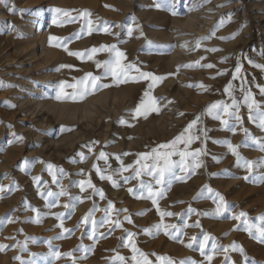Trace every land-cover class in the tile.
Here are the masks:
<instances>
[{
  "label": "rangeland",
  "instance_id": "374dc122",
  "mask_svg": "<svg viewBox=\"0 0 264 264\" xmlns=\"http://www.w3.org/2000/svg\"><path fill=\"white\" fill-rule=\"evenodd\" d=\"M197 2L203 11L201 20L216 14L211 19L219 45L211 49L219 50L212 51L209 59L183 60L176 66L170 60L180 53L192 54L199 38L190 40L196 35L176 28L181 34L177 47L175 40H161L168 28L158 19L147 20L150 11L184 18L185 5H174V0L0 3V83L4 85L0 87V244L6 246L0 250V264H135L136 254L129 245L144 253L150 264H264L258 231L264 228V180L260 179L264 128L259 126L264 69L254 66L264 65V0ZM56 8L69 15L54 12ZM37 11L46 16L45 41L18 40L19 30L37 19L32 15ZM84 12L90 15L85 17ZM93 48L106 50L92 53ZM116 51L124 53L122 65H135L129 77L143 72L164 79L154 84L151 78L117 82L105 75L103 66L116 59ZM76 52L83 55L70 54ZM196 62L195 67H184ZM207 64L214 67L203 66ZM89 73L101 77L97 83L108 87L82 100L71 99L82 87L78 82ZM34 84L41 87L34 91ZM150 84L158 111L137 116ZM249 91L259 107L249 109L244 103ZM121 92L125 99L117 102L114 96ZM58 95L61 99H56ZM103 96L108 99L99 101ZM233 99L238 108L232 106ZM23 100L30 102L29 112L22 109ZM214 103L229 105L228 112L214 109L209 115ZM55 105L64 110L54 109ZM77 107L89 109L74 117L71 113ZM217 112L220 119L215 118ZM197 117L192 132L199 138L173 146L177 154L168 158L171 169L165 172L164 183L156 184L158 172L152 166H163V153L172 151L160 146L171 145ZM197 150L200 155L193 159L190 154ZM183 151L189 155L181 157L178 153ZM101 152L106 160L100 159ZM142 154H148L147 159ZM245 161L252 163L251 169ZM136 171L140 176L131 178ZM89 181L94 187H88ZM149 187L163 194L152 197ZM61 191L66 194L59 195ZM217 193L224 200L221 212H217ZM161 212L173 215L162 217ZM241 212L246 215L233 218ZM91 220L96 221L94 226ZM156 225L168 228L157 233ZM129 234H134L131 240ZM204 236L209 237L207 243Z\"/></svg>",
  "mask_w": 264,
  "mask_h": 264
},
{
  "label": "snow or ice",
  "instance_id": "6c2138e0",
  "mask_svg": "<svg viewBox=\"0 0 264 264\" xmlns=\"http://www.w3.org/2000/svg\"><path fill=\"white\" fill-rule=\"evenodd\" d=\"M0 3H4L6 6L8 5V0H0ZM12 11H15V9H12ZM54 12L56 13H62L63 15L67 16L69 15L68 11L66 10H62V9H59V8H56L53 10ZM175 14V13H174ZM83 15L85 17L89 16L90 13L89 12H84ZM231 15V14H229ZM53 22L55 23V20H53ZM88 23L90 24L91 21H88ZM220 23H223V20H221ZM89 32L92 31L91 28L88 29ZM104 31L107 32L108 31V28H104ZM129 35H131V29L129 30ZM208 38H211L208 37ZM231 38H235L234 36L231 37ZM52 40H57L58 38L57 37H51ZM221 39H227V38H224V37H221ZM199 44L200 42L198 41L197 42V48L199 47ZM112 49L115 51V46H112ZM103 50H106V48H102V49H95L93 48L91 50L92 53H95L97 51H103ZM219 49H210L209 51H218ZM71 55H76V56H82L83 54L82 53H70ZM124 56V53L123 52H119V51H116V59L114 61H105L103 63V66L105 68V75H112L116 78L117 82H127L128 79H132V80H137V79H142V78H151L153 84L157 81H161L164 79V77H157V76H153L152 73H143L141 72L140 73V76L139 77H129L128 76V73L135 67V65H132V64H129V65H122L120 63V58H122ZM89 58H91L89 56ZM199 64V62H196V64H192V65H185L184 67H195ZM101 64L100 62H97V67H100ZM204 67H208V68H212L214 67L212 64H207V65H203ZM256 67H260L262 69H264V65H254ZM137 71H139L137 69ZM236 73H239L241 71L240 67L237 66L236 67ZM101 79V77H98V76H93L91 73H89L83 80L79 81L78 83L82 86L79 93H75L72 95L71 99L73 100H77V99H84L86 96L90 95V94H93L94 92L98 91L99 89L101 88H104V87H108V85H104V84H98L97 81H99ZM4 85L2 83H0V87H3ZM8 86H12V85H8ZM201 87H203V85H200ZM70 87H73V88H76V85H70ZM151 87H152V84L149 85V91H146L144 93V96L147 98V101L145 100H142L140 102V105L137 107L136 109V115L139 116V115H144L145 117L147 116V113L149 111H158V109L155 107L156 105V100L150 96V90H151ZM231 88V85H229L228 89H226V91H228L229 89ZM62 91V90H61ZM261 93L264 94V88H261ZM231 94V93H229ZM56 99H61V96L58 95L56 97ZM244 103L249 107V109H251L253 106H257L259 107V105H257V102L255 101V99L252 97V94L251 92L249 91L247 95H245L244 97ZM233 107L235 108H238L239 107V104L238 102L233 99V104H232ZM14 107V106H13ZM228 108H229V105L227 104H223L221 105L220 103H214L212 105L209 106L208 108V114L209 115H213V110L214 109H221L223 112L227 113L228 112ZM143 110V111H142ZM232 115H234L236 117L237 120L240 119V117L235 113L233 112ZM260 127L261 128H264V113H260ZM215 118L216 119H220V115H219V112L215 113ZM251 118V117H250ZM200 117H197L195 120H193L188 126L187 128L185 129V131L183 133H181L179 136H177L172 142H171V145L169 144H165V145H161L160 147L161 148H164V149H168V148H172V151H167V152H164L163 153V160H164V164L163 166H159V163L153 165L152 167L156 168L157 169V172H158V178L156 179L155 183L156 184H163L164 183V175H165V172L166 171H170L171 169V162L169 161V157L173 154H177L176 151H175V148L173 147L174 145L178 144V143H183L185 145H189L193 142V140L195 139H198L199 137L195 135L194 132H192V130L196 127V124L198 123ZM225 123H227L225 121ZM233 152L235 153V148H233ZM181 157H184L186 155H189V153H187V151H183V152H179L178 153ZM190 155H192V158L195 159L197 156L200 155V150H197L195 153H191ZM147 156L148 154H142V158L143 159H147ZM153 156L155 159H157V161L159 162V159H160V156L156 153V151L154 150V153H153ZM100 159H107V156L105 153L101 152L100 153ZM25 163H27L25 161ZM137 164H140L141 161L138 160L136 162ZM184 161L183 159L181 160V164H183ZM245 166L248 167L249 169H251L252 167V163L249 162V161H245ZM145 167H147V165H144ZM197 167L199 165H196ZM51 167V166H49ZM124 171H128L127 168H124L123 169ZM140 171H136L135 172V175L131 178H137L140 176ZM152 173L149 172V175H151ZM101 178L102 179H108V180H112V177L111 176H104V175H101ZM37 180L39 178H36ZM128 177L125 178V180L127 181ZM245 179H247V177H245ZM261 180H264V177H261L260 178ZM115 183V182H114ZM80 187L81 189L83 190L85 185H84V182H81L80 183ZM88 187H94V185L91 184V182L89 181L88 182ZM0 191H3V188L0 187ZM101 196L103 195L102 191L101 190H96ZM129 191H133L132 189H129ZM149 192L151 193V196L152 197H155L156 195H162L163 193H155V192H152V189L151 187H149ZM66 193L61 191L59 193V195H65ZM48 196H51L53 195V193L51 192H48L47 193ZM217 196H219V194L217 193L216 194ZM219 201H220V205L218 206L217 208V212H221L223 211V207H224V200H223V197L222 196H219ZM153 203L155 204L156 203V200L153 199ZM55 206L54 204H50L49 207H53ZM65 207H68L67 205H65ZM113 206L111 204H109V208H112ZM107 209L105 210L106 214H107ZM126 211V210H125ZM160 215L163 217V216H171L173 215L172 213H167V212H161ZM246 214L241 212L239 214V216H236V217H233L234 219H239L240 217H243L245 216ZM57 219H60V216L57 217ZM89 221V217H85L84 218V222H88ZM11 222V221H9ZM91 224L94 226L96 224V221L95 220H91L90 221ZM114 224H116L117 226H119V222L118 221H115L113 222ZM61 227H63V223H61L60 225ZM173 228H176L175 225L171 226ZM156 228V232L158 233L161 228H164L165 230L168 228L167 225H156L155 226ZM93 230H95L93 228ZM65 231H68L67 229H65ZM258 231L260 232V242L261 243H264V228H261V229H258ZM132 235L134 234H129L128 236V239L131 240V237ZM255 238V237H254ZM195 239V238H193ZM204 242L207 243V241L209 240V237L208 236H204ZM130 247H132V250L133 252L136 254V255H133L132 257V260L135 261V264H150V261L147 259V256L144 254V253H141L138 251V249L135 248L134 245H129ZM188 247H192L191 244L188 245ZM215 246L213 245V248ZM6 248L5 245H2L0 244V250H4ZM224 251H227V248L223 249ZM200 251L202 254H204V245L202 244L200 246ZM34 256L35 255H38V254H33ZM54 256L56 257H59L60 253L59 252H55L53 253ZM137 255H139L141 257V259H137ZM212 256L211 255H208L207 256V259L209 261L212 260ZM16 259H20V257H16ZM121 261H123V257H120ZM21 264H24V262L22 261ZM182 264H184V262H182Z\"/></svg>",
  "mask_w": 264,
  "mask_h": 264
},
{
  "label": "bare ground",
  "instance_id": "6f19581e",
  "mask_svg": "<svg viewBox=\"0 0 264 264\" xmlns=\"http://www.w3.org/2000/svg\"><path fill=\"white\" fill-rule=\"evenodd\" d=\"M197 3H199V2H197V0H174V5H177V4L185 5V9L187 11L185 13V17L184 18H182V17L179 18L174 13L170 14L169 16L167 14L162 16L161 13H159L160 14L159 15V14H156V12H154V11H150V13L147 16L148 17L147 20H150V21L154 20L155 21V20L158 19L157 21L162 26H164L165 28H168L167 32L164 33V35L161 34V36L164 37V38H161V40L164 41V42H170V41L172 42V41L175 40L176 43H177V47H179V44L181 43V38H180L181 34H179L180 32L177 33V29H176V28H179V27L182 28V29H185L187 32H191L194 35H196L195 37L190 38V40H195V39L199 38L198 39V41L200 42L199 47L197 48V45H196L195 50L192 52V54H189V55H186V56H184V55L180 56L181 53L179 51H177V52L180 53L179 55H177V53H175L177 55V57H173L172 60H170V61H172V64H175L174 66H176V63H178L180 61H183V60L198 59V58L209 59V57L212 56V51H209V50L212 48V46L219 45V42L217 41V39L214 36V34H215V30L214 29H215V24L216 23H214V20L211 19V18L215 19L216 16L214 17V15H216V14L212 12L213 14H211V15H213V17H210V19L208 18L207 20H201L203 11H202V8L200 6L201 4L199 5ZM32 15L35 16L37 19L34 20L32 23H27V24H24L23 26L21 24L22 28L19 30V34H18L17 39L18 40H22V41L25 40L27 43L44 42L45 39H46V36L44 34V29L46 27L45 24L47 23L46 16L43 13L38 12V11L35 12V13H32ZM207 17H209V15ZM245 18H246V15L243 14L242 15V19H245ZM185 35H186V33H185ZM210 36H211V38H208ZM154 37H152V39ZM182 49H184V50L186 49L187 50V49H189V47L188 46L187 47H183ZM48 54L51 56V53H48ZM35 55H37V54H35ZM54 61H55V59H54ZM169 63H171V62H169ZM43 64H46V63H43ZM53 69H55V67ZM39 78L42 79V77H39ZM39 86L34 84L31 89L36 91V90L39 89ZM24 92H26V90H24ZM31 95H32V97H35L34 96L35 93H32ZM125 95H126L125 92H121V94H116L114 96V100H117V102H119L118 99L124 100L125 99ZM32 97H31V99H32ZM107 99H108V96H103V97H101L99 99V101H106ZM23 101H20V105H21L22 109L26 110V112H29L30 111L29 107H31L30 102H25V101L23 102ZM114 102H116V101H114ZM35 104L37 106H40V105H38V103L36 101H34L33 105H35ZM53 108L54 109H63V107H60L58 105L53 106ZM87 108L88 107H85V108H78L77 107V109H74L73 113H71V114H72V116L75 117L80 111H86V113H87L88 109H89V108L88 109Z\"/></svg>",
  "mask_w": 264,
  "mask_h": 264
}]
</instances>
